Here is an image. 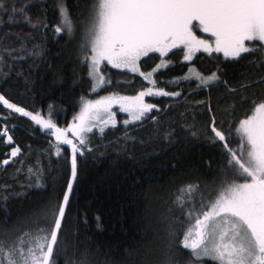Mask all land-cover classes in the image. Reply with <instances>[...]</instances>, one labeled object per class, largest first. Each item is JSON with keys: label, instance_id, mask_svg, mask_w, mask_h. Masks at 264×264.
I'll list each match as a JSON object with an SVG mask.
<instances>
[{"label": "snow or ice", "instance_id": "obj_1", "mask_svg": "<svg viewBox=\"0 0 264 264\" xmlns=\"http://www.w3.org/2000/svg\"><path fill=\"white\" fill-rule=\"evenodd\" d=\"M26 7L17 8L13 3L9 9L7 0H0V11L9 14L10 20L23 15ZM59 11L61 22L54 30L69 36L80 32L78 62L87 69L92 91L112 86L104 72L107 65L138 74L150 86H141L134 95L109 92L95 100L82 98L78 114L63 127L51 112L46 117L42 111L30 110L0 91V141L10 149L0 164L7 166L24 155L15 141L14 119L29 118L50 134L53 139L49 155L54 148L59 159L62 146L71 149L70 156L65 157L68 172L64 186L59 191L54 189L37 206H30L28 214L16 222L9 224L8 217H4L0 223V264H61V257L62 264H180L177 253L184 250H189L188 264H264V93L258 97L241 95L240 100L248 107L237 114L233 104L232 120L219 125L211 99L199 102L207 103L212 114L206 131L218 145L220 179L211 187L196 182L178 190L183 195L177 196L174 203L187 226L178 217H165L167 239L155 253L141 255L125 250L122 260L106 257L99 261L90 249L74 246L68 255L65 229L80 160L94 150L90 137L96 135L94 129L104 134L108 125L115 127L118 123L112 106L116 104L128 114L123 125L131 127L133 122L157 120L153 111L159 105L147 102L146 97L179 98L184 94L179 88L169 92L157 83L159 70L173 63L168 59L172 50L183 53L180 60L188 69L182 76L173 77L177 84L188 82L209 92L223 85L230 94L264 87V75L233 87L219 64L213 70L202 71L194 60L204 54H222L227 63L259 53V63L264 65V0H90L88 15L79 25L74 24L63 0ZM24 19L31 22L26 15ZM194 29L209 33L210 38L197 35ZM16 43L18 48L11 41H3L0 75L6 76L5 68L11 71L23 62L21 52L31 57L42 55L38 45L28 48L25 41ZM142 58H158V62L145 69ZM256 62L255 57L250 61ZM28 172L37 189L48 191L43 165L30 167Z\"/></svg>", "mask_w": 264, "mask_h": 264}, {"label": "trees", "instance_id": "obj_2", "mask_svg": "<svg viewBox=\"0 0 264 264\" xmlns=\"http://www.w3.org/2000/svg\"><path fill=\"white\" fill-rule=\"evenodd\" d=\"M7 2L9 9L13 3L17 8L27 7L23 15L12 20L9 14L0 11V48L4 46V40L11 41L16 48L19 47L16 41L22 40L28 48L35 44L42 50L39 57L19 53L24 57L23 62L15 64L11 71L5 68L6 76L0 75V91L14 102L30 110L42 111L46 117L51 112L53 119L63 127L79 112L82 98L95 99L109 92L134 95L141 86H149L138 74L107 65L104 72L112 80V86L105 85L92 91L87 69L78 62L80 32L69 36L54 30L61 22V0ZM63 3L74 24L79 25L85 20L90 0H63ZM25 15L30 18V23L24 19ZM182 54L172 50L168 59L173 63L159 70L157 83L169 92L179 88L184 94L179 98H145L147 102L159 105V109L153 111L156 121L132 123L131 127L120 122L106 129L104 134L96 132L90 137L94 150L80 160L79 178L68 213L69 223L65 225L68 255L72 254L74 246L90 249L99 261L106 257L122 260L125 250L139 251L141 255L155 253L167 239L165 217H178L187 226L181 210L174 203L177 196L183 195L178 190L189 183L199 182L202 187H211L214 181L219 182L221 157L218 145L210 140L206 131L212 114L207 110V103L200 105L199 102L211 99L219 125L221 121L232 120L233 104L237 114L248 107L240 100L241 95L258 97L264 93V87L230 94L223 85L209 92L188 82L177 84L173 77L188 71L180 60ZM216 57L204 54L194 60L202 71L213 70L219 64L224 78L233 87L264 75L259 53L227 63L222 54H216ZM254 57L257 62L250 63ZM142 60L145 69L158 62V58ZM21 71L23 74L18 75ZM118 117L121 120L123 116L119 114ZM12 123L17 125L15 141L24 155L7 166L0 164V223L8 217L9 224L27 215L30 206H37L54 189L59 191L64 186L68 172L65 157L71 152L70 147L64 145L57 159L54 148L52 154H48L53 139L49 133L29 118L14 119ZM9 151L0 141V161ZM39 165L45 169L46 192L37 189L29 177L28 169ZM30 184L33 186L29 187ZM188 251L177 253L180 264H188ZM62 261L63 257L61 264Z\"/></svg>", "mask_w": 264, "mask_h": 264}, {"label": "rangeland", "instance_id": "obj_3", "mask_svg": "<svg viewBox=\"0 0 264 264\" xmlns=\"http://www.w3.org/2000/svg\"><path fill=\"white\" fill-rule=\"evenodd\" d=\"M193 23L195 24V23H197V22L194 21ZM194 31H196L197 35H203L204 38H206V39L210 38V34H209V33H203L202 30H200V29H194ZM142 59H143V58H142ZM108 66L112 67L111 65H108ZM120 70H123V69H120ZM124 71H127V70H124ZM149 86H150V85H149ZM98 89H99V88H97V89H95V90H98ZM121 95H123V94H121ZM97 98H98V97H97ZM97 98H95V99H97ZM95 99H91V100H95ZM112 108H113V111L116 113L115 119L117 120V122H118V123H120V122L123 123V121H124L125 119H127L128 114L122 112V111L119 109V106L116 105V104H114V105L112 106ZM77 114H78V113H77ZM119 114H121V115L123 116L121 120H120L119 117H118ZM118 123H117V124H118ZM133 123H134V122H133ZM117 124H116V125H117ZM116 125H115V126H116ZM111 127H113V126H112V125H108V126L105 128V130L108 129V128H111ZM94 131H95V132H99L98 129H94ZM69 147H70V146H69Z\"/></svg>", "mask_w": 264, "mask_h": 264}]
</instances>
